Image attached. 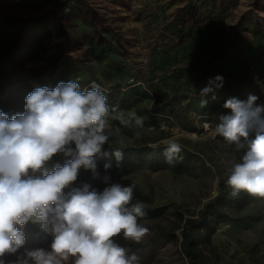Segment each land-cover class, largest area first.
<instances>
[{"label": "rangeland", "instance_id": "obj_1", "mask_svg": "<svg viewBox=\"0 0 264 264\" xmlns=\"http://www.w3.org/2000/svg\"><path fill=\"white\" fill-rule=\"evenodd\" d=\"M15 40L34 54L0 59V110L22 113L34 87L77 79L82 89L95 81L110 105L143 117L142 127L121 126L115 144L150 153L138 168L124 158L126 170L111 180L134 185L145 206L165 211L141 220L150 229L141 243L117 242L140 264H191L179 244L184 222L199 217L242 155L204 122L215 127L230 114L229 98L255 95L264 106V0H0V46ZM51 61L58 65L49 71ZM217 75L223 86L202 96ZM170 138L183 149L172 164L163 154ZM233 198L244 205L225 210L231 219L216 225L204 252L214 264H264V202L243 192ZM22 230L29 249L51 242L38 225ZM160 233L176 238L149 244Z\"/></svg>", "mask_w": 264, "mask_h": 264}, {"label": "clouds", "instance_id": "obj_2", "mask_svg": "<svg viewBox=\"0 0 264 264\" xmlns=\"http://www.w3.org/2000/svg\"><path fill=\"white\" fill-rule=\"evenodd\" d=\"M223 79L221 75L210 79L201 95L221 88ZM257 99L229 98L223 107L230 114L219 115L215 127L210 122L203 126L213 138L222 137L242 153L229 169L230 195L243 192L264 202V106L257 105ZM206 103L202 100L201 106ZM143 124L144 118L134 111L125 115L110 105L98 83L82 89L77 79L34 87L24 99L22 113L9 117L0 110V264H140L135 252L117 242L122 238L139 244L150 232L141 222L147 216L145 205L133 203L135 186L113 182L109 175L102 178L103 190L89 183L73 185L81 169L94 179L100 177L99 156L114 157L120 167L124 153L115 138L121 126ZM165 145V161L172 164L182 146L175 138ZM57 156L65 162L49 170ZM112 167L109 158L103 169L107 173ZM29 223L51 237L47 248L26 247L22 229Z\"/></svg>", "mask_w": 264, "mask_h": 264}, {"label": "trees", "instance_id": "obj_3", "mask_svg": "<svg viewBox=\"0 0 264 264\" xmlns=\"http://www.w3.org/2000/svg\"><path fill=\"white\" fill-rule=\"evenodd\" d=\"M22 53L30 56L34 54L32 49L24 46L19 40H15L8 45L3 43L0 46V59L3 56L7 57ZM57 65V62L51 61L50 65L48 66L49 71H52L54 68L57 67ZM165 103V106L172 105L169 100H166ZM1 110L8 114L10 117L7 105H2ZM122 150L127 163L134 168H138L140 165H143L144 161L146 160V154L150 153V150H148L147 152L133 147H125L122 148ZM105 151L110 152L111 149L105 147ZM109 158H111L113 161V167L109 169L106 173L103 169V164L106 162L104 160H108ZM65 159L66 158H64L63 156H58L54 158L53 161L49 164V170H51V168L56 163L63 164L65 162ZM97 164L100 177L94 179L90 171L81 169L78 176L81 185L83 183H89L92 188L99 191L105 185L102 179L104 175H109L111 178H114L122 174L126 170L124 167L116 166L114 157L99 156L97 158ZM228 193L229 190L227 188V184L221 183L219 193L215 197L210 199L207 203H205L203 209L200 211L199 217L189 218L185 220L182 230L180 232L181 240L179 244L181 247V252L185 257H187L191 264H214V262L209 261V257L207 254H205L204 248L209 247L211 245V239L212 235L215 232L216 225L219 222L231 219L228 214L225 213V210L238 209L244 205L238 199L229 196ZM145 200H147L146 196L142 195L137 189H134L133 203H135L136 201ZM145 210L147 212V216L142 220L154 219L162 216L164 214L165 207L145 206ZM175 238L176 236L174 234L160 233L151 236L149 238V244H154L157 241L163 239Z\"/></svg>", "mask_w": 264, "mask_h": 264}]
</instances>
